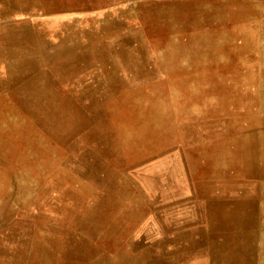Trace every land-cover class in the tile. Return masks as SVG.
<instances>
[{
	"label": "rangeland",
	"instance_id": "obj_1",
	"mask_svg": "<svg viewBox=\"0 0 264 264\" xmlns=\"http://www.w3.org/2000/svg\"><path fill=\"white\" fill-rule=\"evenodd\" d=\"M196 1L220 5L225 0H18L9 12L3 6L7 0H0V264H10L7 258L24 262L31 254L38 257L21 264H94L104 256L111 257L107 264H117L118 253L141 254L174 237L177 223L190 233V251L207 246L198 188L206 163L196 161L197 153L228 136L215 123L246 125L258 110L244 92L264 90V17L255 0H231L238 6L231 19L181 31L123 13L148 3L162 10L192 8ZM107 19L119 23L103 29ZM234 28L252 34L247 53L225 48L228 59L196 69L174 65L178 55L170 43H206L213 40L210 35ZM59 34L75 37L68 40L75 46L61 54L47 49L58 43ZM244 57L250 60L244 63ZM102 78L92 90L85 86ZM155 111L164 113L159 127L149 118ZM76 231L80 246L66 251L69 233ZM256 243V263L263 264L264 244L259 238ZM172 247L164 244L166 250Z\"/></svg>",
	"mask_w": 264,
	"mask_h": 264
},
{
	"label": "bare ground",
	"instance_id": "obj_2",
	"mask_svg": "<svg viewBox=\"0 0 264 264\" xmlns=\"http://www.w3.org/2000/svg\"><path fill=\"white\" fill-rule=\"evenodd\" d=\"M233 1V0H232ZM231 0H225L220 5H214L209 3L197 2L194 7L188 6L171 7L162 10L160 6H156L152 3L139 6L137 10L130 9L123 12L124 15H139L142 16L144 21H152L163 24L168 30L178 29L179 31L191 27L204 26L214 21L218 23L225 22L235 16L237 3ZM18 0H7L4 2L6 12H9L18 6L16 5ZM90 2V1H89ZM7 3V4H6ZM100 3V2H99ZM110 3V2H109ZM134 3V2H133ZM107 4V3H106ZM29 5V4H28ZM132 6V5H131ZM165 6H172L171 4ZM237 6V7H236ZM255 9L260 10L262 17H264V0H255ZM159 8V9H158ZM69 9V8H67ZM8 10V11H7ZM25 11V10H24ZM135 11V12H134ZM134 12V13H133ZM52 15V14H51ZM261 15V14H260ZM58 18V17H57ZM40 18H38L39 20ZM60 19V18H58ZM72 19V18H71ZM100 19V18H99ZM258 19V18H257ZM41 20H43L41 18ZM62 20V18H61ZM65 20V19H64ZM70 20V19H68ZM254 20V19H253ZM37 21V20H36ZM40 21V20H39ZM52 21V19H51ZM50 21V22H51ZM67 21V20H66ZM6 22V21H5ZM75 22V21H74ZM100 22V21H99ZM243 22V21H242ZM35 23V22H34ZM119 22L107 19L102 23L103 29L109 31L114 25ZM43 24V23H42ZM58 24V23H57ZM254 24V23H253ZM252 24V25H253ZM35 25V24H34ZM38 25V24H37ZM48 25V24H47ZM61 25V24H60ZM124 26L119 24L118 26ZM49 27V26H48ZM62 27V26H61ZM76 27V26H75ZM53 28V27H52ZM97 28V27H96ZM99 28V27H98ZM63 29V27H62ZM137 30V29H136ZM132 31V30H131ZM59 32V31H58ZM135 32V31H134ZM140 32V31H139ZM73 33V32H72ZM71 33V34H72ZM259 33V32H258ZM70 34V33H68ZM261 34V33H260ZM53 35V34H52ZM74 35V34H73ZM5 37V36H3ZM58 43L56 45L47 46L50 49L60 54L71 48L74 45L68 46L70 43L68 40L71 37L59 34ZM72 38H75L72 36ZM70 39V41L72 40ZM78 38V37H77ZM5 39V38H4ZM38 39V38H37ZM50 39V38H49ZM57 39V40H58ZM210 40L206 43L192 44L191 40H186L185 44L179 46L175 42L170 43L171 48L176 51L177 62L174 64L178 66V69L185 67L200 68L206 63L216 62L222 59H228L227 53L242 54L247 53L253 44V36L248 31L225 30V33H215L210 35ZM1 40V39H0ZM109 40V39H108ZM47 41V40H46ZM259 41V40H258ZM48 42V41H47ZM188 44H187V43ZM2 43V42H1ZM17 43V42H16ZM20 43V42H19ZM24 43V42H23ZM76 43V42H75ZM168 43V42H167ZM166 43V45H167ZM28 44V43H27ZM137 44V43H136ZM21 45V44H20ZM23 45V44H22ZM21 45V46H22ZM26 45V44H25ZM52 45V44H51ZM178 45V46H177ZM9 46V45H8ZM14 46V45H13ZM80 46V45H79ZM264 46V44H263ZM11 47V46H10ZM16 47V46H15ZM97 47V46H96ZM108 47V46H107ZM166 47V46H165ZM7 48V47H6ZM25 48V47H24ZM29 48V47H27ZM31 48V47H30ZM35 48V47H34ZM225 48L229 49V52L224 53ZM17 49V48H16ZM41 49V48H40ZM82 49V48H81ZM22 50V49H21ZM26 50V49H24ZM49 50V51H50ZM164 50V49H163ZM18 51V50H17ZM43 51V49H42ZM162 51V50H161ZM6 52V51H5ZM91 52V51H90ZM18 53V52H17ZM70 53V51H69ZM163 53V52H162ZM19 54V53H18ZM17 54V55H18ZM53 54V53H52ZM168 54V53H167ZM22 55V54H21ZM163 55H165L163 53ZM170 55V54H169ZM65 56V54H64ZM4 57H6L4 55ZM38 57V56H37ZM166 57V56H165ZM164 57V58H165ZM110 58V57H109ZM168 58V57H167ZM171 58V57H170ZM108 59V58H107ZM253 59V58H252ZM71 60V59H70ZM250 59L244 57L243 62L246 63ZM51 61V60H50ZM96 62V61H95ZM115 62V61H114ZM226 62V61H225ZM6 63V62H5ZM13 63V62H12ZM49 64V63H48ZM262 64V63H261ZM3 65V64H2ZM5 65V64H4ZM46 65V64H45ZM94 65V64H93ZM173 65V63H172ZM7 66V65H6ZM95 66V65H94ZM170 68V64H167ZM263 66V65H262ZM3 67V66H2ZM41 67V66H40ZM96 67V66H95ZM264 67V66H263ZM6 68V67H5ZM42 68V67H41ZM112 68V67H111ZM36 69V68H35ZM96 69V68H95ZM173 69L174 66H173ZM190 69V68H189ZM34 70V69H33ZM235 70V69H234ZM261 70V69H260ZM100 71V70H99ZM118 71V70H117ZM238 71V70H237ZM96 72V71H95ZM164 72V71H163ZM261 72V71H260ZM81 73V72H80ZM85 73V72H84ZM92 73V72H91ZM119 73V71H118ZM166 73V72H165ZM86 74V73H85ZM90 74V73H89ZM93 74V73H92ZM99 74V73H98ZM97 74V75H98ZM22 75V74H20ZM45 75V74H44ZM201 75V74H200ZM15 76V75H14ZM43 76V75H42ZM90 76V75H89ZM112 76V75H111ZM232 76V75H231ZM263 75H260L262 78ZM201 77V76H200ZM39 78V77H38ZM42 78V77H41ZM40 78V79H41ZM55 78V77H54ZM185 78V77H184ZM166 79V78H165ZM193 79V78H192ZM18 80V79H17ZM27 80V79H26ZM39 80V79H38ZM37 80V83H38ZM78 80V78H77ZM82 80V79H81ZM88 80V79H87ZM195 80V79H194ZM261 80V79H260ZM263 80V79H262ZM57 81V80H56ZM89 81H91L89 79ZM103 81L99 79L93 81L92 84H87L89 89L91 86L98 85ZM188 81V80H187ZM202 81V80H201ZM200 81V82H201ZM40 82V80H39ZM83 84L85 81H82ZM88 82V81H87ZM185 84V81H182ZM190 82V81H189ZM73 83V81H71ZM80 83V82H77ZM13 84V83H12ZM48 84V83H47ZM32 85V84H31ZM34 85V84H33ZM138 85V84H137ZM16 86V85H15ZM84 86V85H83ZM30 87V86H29ZM38 87V86H37ZM74 87V86H72ZM99 87V86H98ZM168 87V86H167ZM176 87V86H175ZM54 88V87H53ZM56 88V87H55ZM87 88V87H86ZM101 88V87H100ZM109 88V87H108ZM131 88V87H129ZM177 88V87H176ZM1 89V88H0ZM47 89V88H45ZM63 89V88H62ZM94 89V88H93ZM159 89V88H158ZM8 90V89H7ZM23 90V89H22ZM21 90V91H22ZM38 90V89H36ZM51 90V89H50ZM92 90V89H90ZM96 90V89H95ZM46 91V90H45ZM54 91V90H53ZM101 92L103 90H100ZM264 90H253L248 94L252 103L257 104L258 110L252 112L246 125L230 126L229 123H215L216 127H223L228 133L225 138L215 139L208 146L203 145L200 148L203 151L197 153V160L205 161L206 177L199 182L198 188L202 190L203 209L205 211V222L207 229L205 230V240L207 246L190 251V233L187 229H179V223L174 225V237L164 239L163 241H157L152 243L149 249L144 250L141 254L133 253L130 255H123L118 253L116 255V262L120 264H179L180 258H183L184 264H256V251L255 245L258 242L264 244V107L261 106L264 103V97L262 92ZM9 92V90H8ZM23 92V91H22ZM26 92V90L24 91ZM98 92V91H97ZM100 92V93H101ZM157 92V91H156ZM50 93V92H49ZM105 93V92H104ZM73 94V93H72ZM94 94V93H93ZM98 94V93H96ZM22 95V94H21ZM37 95V94H36ZM83 95V94H82ZM106 95V94H105ZM111 95V94H110ZM173 95V94H172ZM175 95V94H174ZM173 95V96H174ZM80 96V95H79ZM103 96V95H102ZM21 97V96H20ZM44 97V95H43ZM78 97V96H76ZM89 97V95H88ZM140 97V96H139ZM138 97V98H139ZM160 97V96H159ZM83 98V97H82ZM137 98L136 102H139ZM170 98V97H169ZM58 99V98H57ZM178 99V98H177ZM79 100V99H78ZM77 100V101H78ZM171 100V99H170ZM39 101V100H38ZM53 101V100H52ZM76 101V100H75ZM85 101V100H84ZM175 101V100H174ZM1 102V101H0ZM11 102V101H10ZM33 102V101H32ZM35 102V101H34ZM62 102V101H61ZM83 102V101H82ZM258 102H263L258 104ZM59 103V101H58ZM81 104V103H80ZM129 104V103H127ZM7 105V104H6ZM46 105V104H45ZM83 105V104H81ZM37 106V104H36ZM35 106V107H36ZM40 106V105H39ZM118 106V104H117ZM121 106V105H120ZM141 109V105H135ZM13 107V106H12ZM59 107V106H58ZM63 107V106H62ZM91 107V106H90ZM96 107V106H95ZM55 108V107H53ZM89 108V107H88ZM83 109V108H82ZM1 111V110H0ZM44 111V110H42ZM89 111V110H88ZM112 111V110H111ZM36 112V111H35ZM46 112V111H45ZM64 112V111H63ZM23 112H21L22 115ZM37 113V112H36ZM47 113V112H46ZM89 114V113H88ZM106 114V113H105ZM18 116V114H16ZM60 115V114H59ZM155 115V117H153ZM40 116V115H39ZM46 116V115H45ZM48 116V115H47ZM164 117V113L160 111L153 112V115H149L151 122L155 127H159ZM49 118V117H48ZM66 118V117H65ZM52 119V118H51ZM54 119V118H53ZM77 119V118H76ZM154 119V120H153ZM58 120V119H57ZM28 121V120H27ZM61 121V120H59ZM57 121V122H59ZM63 122V121H62ZM18 123V122H17ZM43 123V122H42ZM46 124V123H45ZM95 124V123H94ZM137 124V123H136ZM60 125V124H59ZM63 125V124H62ZM68 125V124H67ZM66 125V126H67ZM140 128L143 123L140 124ZM30 126V125H29ZM55 126V125H54ZM64 126V125H63ZM69 126V125H68ZM72 126V125H71ZM107 126V125H106ZM180 126V125H179ZM57 127V126H56ZM60 127V126H59ZM92 127V126H91ZM167 127V125H166ZM63 128V127H62ZM73 128V127H72ZM48 129V128H47ZM51 129V128H50ZM90 129V128H89ZM29 130V129H28ZM64 130V129H63ZM95 130V129H94ZM113 130V129H112ZM57 131V130H56ZM61 131V130H60ZM70 131V130H69ZM86 131V130H85ZM7 132V131H6ZM109 132V131H108ZM117 132V131H116ZM169 132V131H168ZM53 133V131H52ZM87 133V132H86ZM110 133V132H109ZM3 134V133H2ZM8 134V132H7ZM54 134V133H53ZM65 134V133H64ZM84 134V133H83ZM169 134V133H168ZM187 134V133H186ZM17 135V134H16ZM85 135V134H84ZM83 135V136H84ZM99 135V134H98ZM60 136V135H59ZM101 136V135H100ZM10 137V135H9ZM12 137V136H11ZM14 137V136H13ZM80 137V136H79ZM86 137V136H85ZM188 137V136H187ZM22 138V137H21ZM77 138V137H76ZM83 138V137H82ZM116 138V137H115ZM169 138V137H168ZM186 138V137H185ZM183 137V139H185ZM192 138V137H191ZM190 138V139H191ZM11 139V138H10ZM182 139V141H183ZM87 140V139H86ZM103 140V139H102ZM15 141V140H13ZM189 141V140H188ZM80 142V141H79ZM88 142V141H87ZM159 142V141H158ZM1 143V142H0ZM4 143V142H3ZM2 143V144H3ZM19 143V142H18ZM81 143V142H80ZM118 143V142H117ZM160 143V142H159ZM203 143V142H202ZM32 144V143H31ZM74 144V142H73ZM79 144V143H78ZM82 144V143H81ZM184 144V143H182ZM181 144V145H182ZM14 145V144H13ZM35 145V144H34ZM152 145V144H151ZM150 145V146H151ZM5 146V145H4ZM57 146V145H56ZM81 146V145H80ZM84 146V145H83ZM83 146H81L83 148ZM86 146V145H85ZM92 146V145H91ZM104 146V145H103ZM120 146V145H119ZM6 147V146H5ZM8 147V146H7ZM11 147V146H10ZM30 147V146H29ZM42 147V146H41ZM149 147V146H148ZM184 147V146H183ZM9 148V147H8ZM35 148V147H34ZM71 148V147H70ZM74 148V147H73ZM146 148V147H145ZM45 149V148H44ZM87 149V148H86ZM206 149V151L204 150ZM46 150V149H45ZM58 150V149H57ZM63 150V149H62ZM48 151V150H47ZM98 151V150H97ZM112 151V150H111ZM1 152V151H0ZM56 152V150H55ZM64 152V151H63ZM83 152V151H82ZM101 152V151H100ZM137 152V151H136ZM72 153V152H71ZM103 153V152H102ZM109 153V152H108ZM126 153V152H125ZM185 153V152H184ZM57 154V153H56ZM63 154V153H62ZM70 154V153H69ZM89 154V153H88ZM96 154V153H95ZM65 155V153H64ZM90 155V154H89ZM126 155V154H125ZM63 156V155H62ZM74 156V155H73ZM112 156V155H111ZM129 156V155H128ZM7 157V156H6ZM9 157V155H8ZM98 157V156H97ZM127 157V155H126ZM59 158V157H58ZM62 158V157H61ZM85 158V157H84ZM114 158V157H113ZM28 159V158H27ZM64 159V158H63ZM115 160V158H114ZM66 161V160H65ZM64 161V162H65ZM86 161V160H85ZM195 161V162H196ZM27 162V161H26ZM63 162V161H62ZM67 162V161H66ZM106 163V161H104ZM11 164V162H10ZM47 164V163H46ZM100 164V163H99ZM109 164V163H108ZM188 164V163H187ZM22 165V164H21ZM32 165V164H31ZM119 165V164H118ZM30 166V165H29ZM46 166V165H45ZM96 166V165H95ZM105 167V166H104ZM55 168V167H54ZM108 168V167H107ZM114 168V167H113ZM121 168V167H120ZM94 169V168H93ZM92 169V170H93ZM63 170V167H62ZM65 170V169H64ZM63 170V171H64ZM102 170V169H101ZM18 171V170H17ZM100 171V170H99ZM106 171V170H105ZM64 173V172H63ZM68 173V172H67ZM110 173V172H109ZM102 174V173H101ZM116 174V173H115ZM59 175V174H58ZM63 175V174H62ZM92 175V173H91ZM98 175V174H97ZM93 176V175H92ZM14 177V176H13ZM54 177V175H53ZM66 177V176H65ZM94 177V176H93ZM75 178V177H74ZM81 178V177H80ZM117 178V176H116ZM54 179V178H53ZM29 180V179H28ZM27 180V181H28ZM56 180V179H55ZM75 180V179H74ZM81 180V179H80ZM79 180V181H80ZM25 181V180H24ZM33 181V180H32ZM76 181V180H75ZM78 181V182H79ZM113 181V179L111 180ZM15 182V181H14ZM84 182V181H83ZM94 182V181H93ZM99 182V181H98ZM100 183V182H99ZM16 184V183H15ZM25 184V183H24ZM128 184V183H127ZM28 185V184H27ZM48 185V184H47ZM71 185V184H70ZM97 185V184H96ZM12 186V185H11ZM20 186V185H18ZM49 186V185H48ZM117 186V185H116ZM52 187V186H51ZM50 187V188H51ZM59 187V186H58ZM91 187V186H90ZM13 188V187H12ZM16 194L18 188L15 187ZM25 188V187H24ZM55 188V187H54ZM110 188V187H108ZM116 188V187H115ZM53 189V188H52ZM51 189V190H52ZM59 189V188H58ZM78 190V188H76ZM120 189V187H119ZM90 190V189H89ZM92 190V189H91ZM118 190V189H117ZM74 191V190H73ZM111 191V190H110ZM128 191V190H127ZM126 191V192H127ZM62 192V191H61ZM68 192V191H67ZM91 192V191H89ZM94 192V191H93ZM120 192V191H119ZM130 192V191H129ZM86 193V192H85ZM114 193V192H113ZM134 193V192H133ZM40 194V193H39ZM42 194V193H41ZM53 194V193H52ZM51 194V195H52ZM104 194V193H103ZM116 194V193H115ZM120 194V193H119ZM125 194V193H124ZM67 195V194H65ZM83 195V194H82ZM80 195V197L82 196ZM93 195V194H92ZM133 195V194H132ZM49 196V195H48ZM114 196V195H113ZM124 196V195H123ZM52 197V196H51ZM58 197V196H57ZM72 197V196H71ZM83 197H85L83 195ZM93 197V196H92ZM115 197V196H114ZM126 197V196H124ZM139 197V196H138ZM46 198V197H45ZM48 198V197H47ZM102 198V197H101ZM119 198V197H118ZM131 198V197H130ZM129 198V199H130ZM136 198V195H135ZM42 199V198H41ZM51 200V198H49ZM56 199V198H55ZM71 199V198H70ZM82 199V198H81ZM84 199V198H83ZM82 199V200H83ZM111 199V198H110ZM136 200V199H135ZM40 201V199H39ZM57 201V200H56ZM55 201V202H56ZM79 201V200H78ZM87 201V199H86ZM110 201V200H109ZM129 201V200H128ZM134 201V200H133ZM42 202V201H41ZM73 202V201H72ZM75 202V201H74ZM80 202V201H79ZM78 202V203H79ZM143 202V201H142ZM57 203V202H56ZM86 203V202H85ZM97 203V202H96ZM127 203V202H126ZM47 204V203H45ZM55 204V203H54ZM61 204V203H60ZM77 204V203H76ZM109 204V203H108ZM111 204V203H110ZM62 205V204H61ZM123 205V204H122ZM140 205V203H139ZM40 206V205H39ZM47 206V205H45ZM98 206V205H97ZM101 206V205H100ZM128 206V205H127ZM49 207V206H48ZM59 207V205H58ZM89 207V206H88ZM144 207V206H143ZM54 208V207H53ZM57 208V206L55 207ZM54 208V209H55ZM79 208V207H78ZM81 208V207H80ZM99 208V207H98ZM63 209V208H62ZM59 210V209H58ZM140 210V209H139ZM97 211V210H96ZM196 212V208H191V213ZM67 212V211H66ZM72 213V211H70ZM126 212V211H125ZM142 212V211H141ZM147 212V211H146ZM58 213V212H57ZM70 213V215H71ZM96 213V212H95ZM98 213V212H97ZM59 214V213H58ZM85 214V213H84ZM100 214V213H99ZM106 214V213H105ZM118 214V213H117ZM135 214V213H134ZM137 214V212H136ZM148 214V213H147ZM41 215V214H40ZM64 215V214H63ZM67 215V214H66ZM120 215V214H118ZM146 215V214H145ZM121 216V215H120ZM75 217V216H74ZM88 217V216H87ZM102 216H100L101 218ZM129 218V217H128ZM133 218V217H132ZM135 218V217H134ZM129 220V219H128ZM126 220V221H128ZM141 220V219H140ZM143 220V219H142ZM80 221V220H79ZM119 221V220H117ZM78 222V221H77ZM110 232L114 230L113 221H110ZM73 223V222H72ZM119 223V222H118ZM67 224V223H66ZM139 224V223H138ZM137 224V225H138ZM179 225V226H178ZM71 226V225H70ZM84 226V225H83ZM126 226V224H125ZM80 227V226H79ZM135 227V226H134ZM181 227V226H180ZM259 227V228H258ZM101 228V227H100ZM67 229V227H66ZM123 230V229H122ZM178 230V232H177ZM60 232V231H59ZM134 232V231H133ZM61 233V232H60ZM69 233V232H68ZM58 234V233H57ZM62 234V233H61ZM64 234V233H63ZM129 235V234H128ZM131 235V234H130ZM157 235V234H156ZM13 236V235H12ZM155 236V235H154ZM153 236V237H154ZM101 237V236H100ZM120 237V236H119ZM126 239V237H125ZM147 239H151L148 236ZM161 239V238H160ZM97 240V239H96ZM101 240V239H100ZM132 240V239H131ZM262 240V241H261ZM33 241V239H32ZM64 241V240H63ZM78 233H69L66 251L72 246H80L78 244ZM106 241V240H104ZM37 242V241H36ZM65 242V241H64ZM80 242V241H79ZM86 242V241H85ZM170 242L173 246L171 250L164 249V244ZM17 243L22 244L18 239ZM34 243V242H33ZM32 243V244H33ZM59 243V242H57ZM61 243V242H60ZM60 243L58 244L60 247ZM103 243V242H102ZM261 243V244H262ZM65 245V244H64ZM123 245V244H122ZM86 246V245H85ZM110 246V245H109ZM115 246V245H114ZM264 246V245H263ZM87 247V246H86ZM98 247V246H97ZM117 247V246H116ZM257 247V246H256ZM262 247V246H261ZM99 248V247H98ZM86 249V248H85ZM95 249V248H94ZM107 249V248H106ZM120 249V248H119ZM145 249V248H144ZM151 249H155L153 255L148 252ZM258 249V248H257ZM79 250V249H78ZM88 250V249H86ZM99 250V249H98ZM108 250V249H107ZM264 250V248L262 249ZM102 251V250H101ZM111 251V250H110ZM114 251V250H113ZM124 251V250H123ZM128 251V250H127ZM52 251L49 250V254ZM90 252V250H89ZM86 252V253H89ZM106 252V251H105ZM34 253V252H33ZM97 253V252H96ZM149 253V260L147 255ZM61 254V253H60ZM63 254L65 255L64 251ZM101 254V253H100ZM106 254V253H105ZM262 254H264L262 252ZM91 255V254H90ZM93 255V254H92ZM97 255V254H96ZM193 255V260L190 262V256ZM61 256V255H60ZM104 256V254H103ZM38 257L31 254L26 260L30 262ZM79 257V256H78ZM83 257V256H82ZM101 257V256H100ZM4 257L0 256V260ZM84 258V257H83ZM63 259V258H62ZM111 257L98 258L94 264H107L110 262ZM5 260V259H4ZM12 264H21L22 261H15L13 258H7ZM67 260V259H66ZM70 260V259H69ZM76 260V259H75ZM86 260V259H85ZM91 260V259H90ZM66 262V261H65ZM264 264V257L261 259ZM10 263V264H11ZM70 263V262H69ZM117 263V264H118ZM9 264V263H8ZM30 264V263H29ZM183 264V263H182Z\"/></svg>",
	"mask_w": 264,
	"mask_h": 264
},
{
	"label": "crops",
	"instance_id": "obj_3",
	"mask_svg": "<svg viewBox=\"0 0 264 264\" xmlns=\"http://www.w3.org/2000/svg\"><path fill=\"white\" fill-rule=\"evenodd\" d=\"M214 5H216V4H214ZM218 6V5H217ZM77 233H78V231H76ZM262 253V252H261ZM264 257V254H263V256L261 257V259ZM256 261H257V259L255 258V263H256ZM263 263V262H262ZM257 264V263H256Z\"/></svg>",
	"mask_w": 264,
	"mask_h": 264
}]
</instances>
